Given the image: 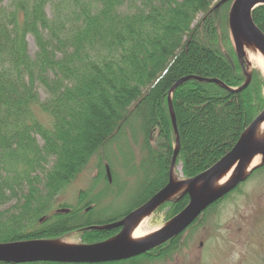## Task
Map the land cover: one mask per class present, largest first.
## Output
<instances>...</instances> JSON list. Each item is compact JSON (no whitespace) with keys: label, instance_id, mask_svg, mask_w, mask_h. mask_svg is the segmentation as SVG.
I'll use <instances>...</instances> for the list:
<instances>
[{"label":"trees","instance_id":"trees-1","mask_svg":"<svg viewBox=\"0 0 264 264\" xmlns=\"http://www.w3.org/2000/svg\"><path fill=\"white\" fill-rule=\"evenodd\" d=\"M219 1L0 0V244L74 231L86 244L112 238L115 231L89 228L125 217L168 182L175 142L168 93L184 77L218 80L233 90L190 80L173 92L176 164L184 178L231 151L264 108V79L252 70L249 85L238 91L246 77L230 38L231 2L215 10ZM252 19L264 34V6ZM28 36L37 48L34 58ZM131 121L139 123L149 152L155 145L161 150L156 185L116 219L92 222L89 205L82 214L81 198L79 205L53 212L56 196ZM187 202L186 195L174 202L168 220ZM9 203L11 209L2 210Z\"/></svg>","mask_w":264,"mask_h":264},{"label":"rangeland","instance_id":"rangeland-1","mask_svg":"<svg viewBox=\"0 0 264 264\" xmlns=\"http://www.w3.org/2000/svg\"><path fill=\"white\" fill-rule=\"evenodd\" d=\"M218 4L215 6V10L225 3ZM46 13L49 17H52L49 8L46 9ZM201 19L202 15L197 16L194 25ZM230 38L234 48L231 35ZM27 43L28 53L34 58L37 48L30 36L27 37ZM244 62H246L244 64V72L250 74L252 70H256L264 79V75L255 63H251L246 58ZM229 89L231 90V88ZM37 91L41 101L47 99V94L40 86H37ZM35 115L45 125L49 123V118L38 111V109H35ZM39 142L42 144L41 140ZM175 146L176 136L173 152ZM154 149L155 152L153 154L147 150L139 123L131 121L122 130L121 134L99 151L98 155H95L90 160L86 169L56 196L51 210L56 212L66 206L75 207L79 205V199L81 198L83 199L82 204H80L82 214L86 212L84 208L89 205L88 209H90V212L88 213L91 215L89 219L92 222L116 219L117 216H121L127 208L131 207L133 202H137L147 191L149 193L152 189L151 185L154 186L159 181L160 165L164 160L159 158L161 150L157 149L156 145ZM258 159L259 163L257 165H260L261 157L258 156ZM150 167L153 168L151 172H149ZM181 168V164H176L175 161L173 169L170 170L169 164L168 180L172 179L173 182L187 180L184 178ZM181 195L182 193L174 195L170 201L165 202L148 214L145 221L146 230L153 233L162 228L168 221V216L172 209L171 205L181 198ZM11 205L12 203H9L2 210H10ZM215 206L208 213L206 211L210 207L203 211L198 218L176 237L140 256L121 261L94 264H264V169H254L244 182L226 194ZM125 217L119 220H112L103 225L93 226L97 228L94 230H102L106 226L122 221ZM198 220L199 222H197ZM121 230L122 228L109 230L115 231V235L106 241L116 237L122 232ZM187 230L189 231L186 233L185 231ZM184 232L186 234L182 238ZM81 234V232L74 231L65 234L63 237L44 241L71 247L94 246L103 243L86 244L82 241L83 236L81 237ZM177 240L178 255L175 258L166 256L170 255L168 247ZM183 246L184 250L180 251ZM162 249L164 250L160 252V259L154 258V252H159ZM150 254L153 255L151 257L153 259L147 260V258H143ZM137 259L140 260L135 263L131 262Z\"/></svg>","mask_w":264,"mask_h":264},{"label":"water","instance_id":"water-1","mask_svg":"<svg viewBox=\"0 0 264 264\" xmlns=\"http://www.w3.org/2000/svg\"><path fill=\"white\" fill-rule=\"evenodd\" d=\"M226 2H231L228 25L238 61L245 71L244 44L253 45L264 56V34L252 19L253 11L260 6H264V0H220L219 4ZM244 75L246 82L238 90L239 92L243 91L250 83L251 75L247 74V72H244ZM190 80L214 83L230 90L218 80L202 79L194 76L184 77L171 87L168 93V109L176 136V146L171 159L170 170L175 165L179 147V137L177 135L171 96L180 85ZM262 122H264V109L243 132L232 150L207 171L181 182H173L172 179H169L168 183L143 206L127 215L122 221L102 228L104 230L122 228V232L113 239L94 246L77 247L60 246L54 244V242L51 243L44 240L0 244V263H105L137 257L166 243L184 231L203 211L244 182L254 169L264 165V143L257 142L254 139L255 130ZM258 156L261 157L260 165L247 169L250 160ZM231 167H235L232 177L222 186L214 187L215 181ZM183 186L186 188L182 192L181 197L184 195L188 196V204L180 213L151 236L140 242L131 243L126 239L127 233L137 218L150 214L165 202L170 201L171 197L177 195ZM90 229L94 230L97 228L90 227Z\"/></svg>","mask_w":264,"mask_h":264},{"label":"bare ground","instance_id":"bare-ground-1","mask_svg":"<svg viewBox=\"0 0 264 264\" xmlns=\"http://www.w3.org/2000/svg\"><path fill=\"white\" fill-rule=\"evenodd\" d=\"M243 53H244L245 58L248 59V61H250L251 63H255L257 67L259 68V70H261L262 74L264 75V56L253 45H247V44L243 45ZM254 136H255L254 138L255 141L264 143V122L258 125L257 129L255 130ZM258 163H259L258 157H254L252 160H250L247 169L253 168ZM234 168L235 167H231L221 177H219L215 181L214 187H220L223 184H225L232 177L234 173ZM185 188L186 187L183 186L178 192V194L182 193L185 190ZM146 216L147 215L140 216L139 218L136 219L134 224L131 226L129 232L126 235V239L129 242L131 243L140 242L154 233V232L151 233L150 231L146 230V227H145L146 226L145 225Z\"/></svg>","mask_w":264,"mask_h":264},{"label":"flooded vegetation","instance_id":"flooded-vegetation-1","mask_svg":"<svg viewBox=\"0 0 264 264\" xmlns=\"http://www.w3.org/2000/svg\"><path fill=\"white\" fill-rule=\"evenodd\" d=\"M106 231H109V230H106ZM189 230H187V231H185L186 233L188 232ZM183 233L181 236H182V238L183 237H185V234L186 233ZM177 243H178V240L176 241V242H174V243H172L168 248H169V253H170V255H167V256H172V258H175L176 257V255H178V251H179V248H177ZM164 249H162V250H160L159 252H157V253H159L160 254V252H162ZM182 250H184V246L182 247V249L180 250V251H182Z\"/></svg>","mask_w":264,"mask_h":264}]
</instances>
